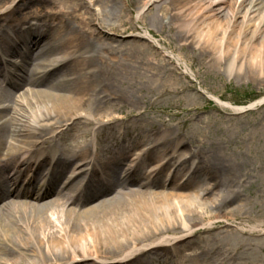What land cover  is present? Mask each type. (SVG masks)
Returning <instances> with one entry per match:
<instances>
[{
	"label": "bare ground",
	"instance_id": "bare-ground-1",
	"mask_svg": "<svg viewBox=\"0 0 264 264\" xmlns=\"http://www.w3.org/2000/svg\"><path fill=\"white\" fill-rule=\"evenodd\" d=\"M22 1L0 0V264H137L153 256L183 264L196 256L189 253L192 233L210 225L204 205L213 187L190 172L195 153L188 156L183 140L158 131L148 146L126 141V150L96 148L103 118H113L121 102L115 86L109 92L98 79L96 61L115 65L121 90L124 78L140 76V63L104 56L115 47L95 43L112 39L103 15L88 13L90 1L45 0L48 5L18 14ZM156 2L162 0H145L135 20ZM77 8L86 19L83 35L68 25ZM166 10L208 66L228 77L264 79V0H170ZM137 38L196 78L147 30ZM37 59L29 76L17 72ZM140 115L146 119L147 109ZM80 126L88 130L76 134ZM71 131L76 135L64 138ZM113 187L120 191L105 197Z\"/></svg>",
	"mask_w": 264,
	"mask_h": 264
},
{
	"label": "rangeland",
	"instance_id": "rangeland-1",
	"mask_svg": "<svg viewBox=\"0 0 264 264\" xmlns=\"http://www.w3.org/2000/svg\"><path fill=\"white\" fill-rule=\"evenodd\" d=\"M44 1H22L25 5L18 14L28 11L27 6L33 10V4L45 5ZM87 1L92 4L88 13L99 18L102 14L103 22L109 25L112 41H95L115 47L104 56L121 60L128 57L140 63L141 73L132 76V80L124 78L121 90L114 80L120 73L118 69L115 71V65L106 67L94 60L101 68L98 79L108 85L109 92L114 85L121 100L113 118H103L106 125L96 132V148L110 146L114 152L119 146L126 150L128 143L133 142L148 146L151 135L158 131H168L167 134L183 140L188 156L195 153L190 172L201 176V183L211 182L213 187V194L204 205V224L210 225L192 233L195 249L189 253L196 256L186 257L183 264H264V79L240 77L235 73L228 77L223 71L208 66L207 59L199 56L188 41L184 42L176 26L168 22L166 8L170 0L153 3L138 21L136 12L145 0H82ZM77 9L80 14L69 20L68 25L83 35L81 23L86 19H83V9ZM94 19L88 21L89 27L94 28ZM146 30L164 48L179 56L196 78L184 74L183 67L175 65L155 45L139 40L137 35H143ZM38 47L35 57L42 50L40 44ZM39 61L28 62L27 70L17 69V72L21 76L29 73V76L30 69ZM205 91L218 96L231 108L218 105L204 95ZM146 109L148 116L142 119L140 113ZM86 128L80 126L76 134ZM76 134L71 131L64 138L70 139ZM92 137L91 134L88 140ZM225 168H230L234 176H227ZM113 191L120 188L113 187L105 197ZM174 233L176 230L168 232ZM166 260L153 256L137 264H178L170 256Z\"/></svg>",
	"mask_w": 264,
	"mask_h": 264
}]
</instances>
